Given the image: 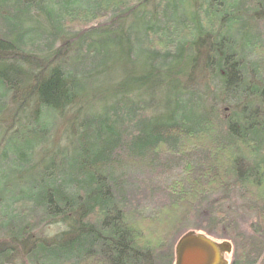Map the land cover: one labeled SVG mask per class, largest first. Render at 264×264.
Masks as SVG:
<instances>
[{
    "label": "trees",
    "instance_id": "16d2710c",
    "mask_svg": "<svg viewBox=\"0 0 264 264\" xmlns=\"http://www.w3.org/2000/svg\"><path fill=\"white\" fill-rule=\"evenodd\" d=\"M187 231L264 264V0H0V264Z\"/></svg>",
    "mask_w": 264,
    "mask_h": 264
},
{
    "label": "water",
    "instance_id": "95a60500",
    "mask_svg": "<svg viewBox=\"0 0 264 264\" xmlns=\"http://www.w3.org/2000/svg\"><path fill=\"white\" fill-rule=\"evenodd\" d=\"M232 245L217 242L201 233L189 231L183 234L174 247V264H228Z\"/></svg>",
    "mask_w": 264,
    "mask_h": 264
},
{
    "label": "rangeland",
    "instance_id": "374dc122",
    "mask_svg": "<svg viewBox=\"0 0 264 264\" xmlns=\"http://www.w3.org/2000/svg\"><path fill=\"white\" fill-rule=\"evenodd\" d=\"M244 223H245V221H244V219L242 220V221H238V231H240V232H245V228L246 227H244ZM181 232L182 231H180L178 234H175V236H177V235H180L181 234ZM201 234H203V233H201ZM183 235V234H182ZM181 235V236H182ZM203 235H205V234H203ZM180 236V237H181ZM206 236V235H205ZM249 236V235H248ZM179 237V238H180ZM209 237V236H208ZM178 238V239H179ZM209 238H211V239H213V240H215V241H217V242H220V240H217V239H215V238H212V237H209ZM232 245V244H231ZM249 245V244H248ZM175 247V246H174ZM242 247H244V248H242L240 251H239V254H241L240 256H242V254H243V252H245V254L244 255H247L248 254V251L250 250V249H248L246 246H242ZM246 248V249H245ZM232 252H233V249H232ZM232 252H231V254L229 255V256H227L226 257V260L228 261V262H230L231 261V258H232Z\"/></svg>",
    "mask_w": 264,
    "mask_h": 264
},
{
    "label": "bare ground",
    "instance_id": "6f19581e",
    "mask_svg": "<svg viewBox=\"0 0 264 264\" xmlns=\"http://www.w3.org/2000/svg\"><path fill=\"white\" fill-rule=\"evenodd\" d=\"M205 18V17H204ZM203 21H204V19H203ZM211 24H213L214 25V19H213V21L211 22Z\"/></svg>",
    "mask_w": 264,
    "mask_h": 264
}]
</instances>
